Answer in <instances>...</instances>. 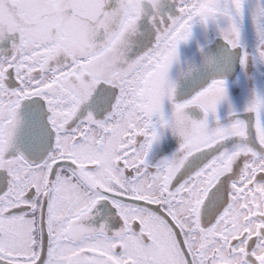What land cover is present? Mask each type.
<instances>
[{
    "label": "snow or ice",
    "instance_id": "obj_1",
    "mask_svg": "<svg viewBox=\"0 0 264 264\" xmlns=\"http://www.w3.org/2000/svg\"><path fill=\"white\" fill-rule=\"evenodd\" d=\"M0 264H264V0H0Z\"/></svg>",
    "mask_w": 264,
    "mask_h": 264
},
{
    "label": "flooded vegetation",
    "instance_id": "obj_2",
    "mask_svg": "<svg viewBox=\"0 0 264 264\" xmlns=\"http://www.w3.org/2000/svg\"><path fill=\"white\" fill-rule=\"evenodd\" d=\"M235 97L238 103H243V96L239 88L235 91ZM178 144L179 140L177 137H173L171 134L166 135L163 141L155 149V158L159 159L170 155L177 149Z\"/></svg>",
    "mask_w": 264,
    "mask_h": 264
},
{
    "label": "clouds",
    "instance_id": "obj_3",
    "mask_svg": "<svg viewBox=\"0 0 264 264\" xmlns=\"http://www.w3.org/2000/svg\"><path fill=\"white\" fill-rule=\"evenodd\" d=\"M209 2H211V0H209Z\"/></svg>",
    "mask_w": 264,
    "mask_h": 264
}]
</instances>
